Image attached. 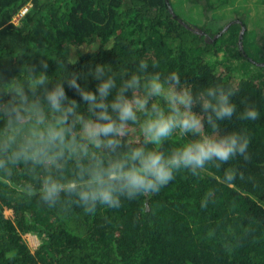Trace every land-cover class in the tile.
Here are the masks:
<instances>
[{
	"label": "trees",
	"instance_id": "trees-1",
	"mask_svg": "<svg viewBox=\"0 0 264 264\" xmlns=\"http://www.w3.org/2000/svg\"><path fill=\"white\" fill-rule=\"evenodd\" d=\"M225 1L186 3L188 10L199 7V14L208 16ZM182 3L0 0V75L5 79L19 75L25 62L38 63L39 51L52 57L73 44L79 59L69 71L84 74L96 63L148 56L162 70H179L189 83L228 82L239 89L238 111L252 103L261 112L255 121L234 117L223 126L224 131L246 129L250 137L247 157L224 165L236 173L230 184L221 183L222 169L214 166L201 176L181 172L159 193L90 215L78 208L65 214L0 187V264H264V31L252 54L233 39L208 38L200 32L206 24L196 19L183 20ZM218 54L220 60L212 61ZM241 60L248 63L238 77L231 63ZM48 63V74L54 75L57 64ZM79 82L93 90L96 83L90 77ZM66 92L81 102L73 89L66 86ZM209 190L214 196L201 207ZM24 233L44 236L34 253L22 240Z\"/></svg>",
	"mask_w": 264,
	"mask_h": 264
},
{
	"label": "clouds",
	"instance_id": "clouds-1",
	"mask_svg": "<svg viewBox=\"0 0 264 264\" xmlns=\"http://www.w3.org/2000/svg\"><path fill=\"white\" fill-rule=\"evenodd\" d=\"M76 47L52 57L41 50L39 62L23 63L19 75H0V187L65 214L78 208L90 215L159 193L181 172L201 176L214 166L221 183L235 179L224 165L247 157L250 137L223 126L261 117L252 103L238 111V88L189 83L148 56L69 71L78 63ZM49 60L57 64L54 75ZM89 77L94 90L79 82ZM213 196L205 192L201 207Z\"/></svg>",
	"mask_w": 264,
	"mask_h": 264
},
{
	"label": "rangeland",
	"instance_id": "rangeland-1",
	"mask_svg": "<svg viewBox=\"0 0 264 264\" xmlns=\"http://www.w3.org/2000/svg\"><path fill=\"white\" fill-rule=\"evenodd\" d=\"M182 7L184 9L183 20L189 16L196 19L198 23L206 24L205 29L200 32L207 35L208 38L220 39L225 43L233 39L235 45H238L241 50L248 49L252 54L259 50L258 44L264 31V0H226L224 4L217 7L216 11L208 13V16L200 15L199 7L188 10L190 6L186 0H183ZM26 12L27 9L22 10L13 19V23L17 25ZM220 58L221 55L218 54L217 57H212V61H218ZM247 63L248 61L243 60L231 63L236 76L244 75L243 70L247 67ZM6 214L12 221L15 220L12 213L6 212ZM43 237L35 233L22 234V240L33 253L42 243Z\"/></svg>",
	"mask_w": 264,
	"mask_h": 264
}]
</instances>
